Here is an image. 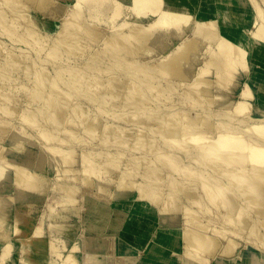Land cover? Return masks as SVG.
Segmentation results:
<instances>
[{
  "label": "bare ground",
  "instance_id": "bare-ground-1",
  "mask_svg": "<svg viewBox=\"0 0 264 264\" xmlns=\"http://www.w3.org/2000/svg\"><path fill=\"white\" fill-rule=\"evenodd\" d=\"M4 1L5 2L2 1L4 4L0 2V6L2 5L4 7V5H5L7 7H4V8L0 7V18L2 19V20H0V22L1 23L6 22L7 24H9L6 26H9L10 28H14V30L19 29L21 31L23 30V32L24 31L27 32L28 35L31 36V38L36 33L33 22L26 23V22H28V20L27 21L23 20V22H25V23H23V22L21 23L20 22L21 20L20 21L16 20L15 22H13L18 17H14L15 18L14 20H12V19L10 20L9 18H11V16L9 18H7L5 16L6 14L4 15V9L8 8L10 10V12L12 10L13 13L17 12V14L22 15L21 12L27 11V4H29V6L34 4L40 10L47 11L46 8L50 7L51 3L54 2L53 0H4ZM24 1L26 2L25 3L26 6L22 5V6H24V7H22L21 2H24ZM126 1H128V0H124L123 2H126ZM190 1L191 0H129V3L131 4V6L126 7L122 3V0H76V2L70 4V9H69L70 13L68 15L70 17H68V20H65V23L63 22L64 24L58 25L57 23H53L52 21H49V20L43 21L41 23L42 28H44L46 31H50V32H56L57 31L59 33V35L56 34L58 37V39L56 38L57 41L55 40V43L53 42L54 44L52 45V47H48V48H51V50L49 49L50 52L48 51L49 52L48 55L52 56L51 57L52 59H57V61L64 62L66 60L69 61L70 57L73 54L76 55L75 51H76V53H77V51H79L78 53L83 55V53H85L86 50H88L87 51V53H88L92 49L93 58L95 59L94 61L96 63L95 64L93 62V60L91 61L92 64L94 65V66L92 65V68H90L88 62H87V64H88L87 66H89V68L84 67L85 69L84 68L82 69L81 67L79 68V66H76L80 70H78L76 67H75L76 69L73 68L74 66L71 65L73 71L70 69L71 73H69L70 72L69 67L67 66V68H68L67 74L68 73L71 74L72 77L70 76L71 79H69L67 81L66 79H68L70 77L66 78L67 75L64 76L66 78V79L63 78V80L65 79L64 82H62L63 80H61L62 79L61 78L62 77V74H61L62 71L61 70H63V69L60 70L61 72L59 71V73L61 74V77H58L59 82L65 83V81H67V83L65 84L67 86V89H68L67 93L70 94L71 92L75 93L77 91V94L80 92V94L82 95L83 90L80 89V87L84 86V88H86V89L94 90L98 95L99 94L103 95L104 98L102 97V99L107 100V104L109 103L110 106H112L116 109L118 108V110L120 108H121V110H123L122 107L125 108V106L127 107L128 104H132V105L137 107L136 109L140 108L139 114H138V111L135 112L137 114V116L140 115L139 117L135 116L134 111H132L133 109L131 110L134 113L133 115L135 117H137V119L135 121L136 123H137V121L140 122L139 124H141L143 122L145 123L148 121L151 122L152 119L150 118V120H148L149 119L148 117L152 116L153 117L152 121H155V124H156L154 127L157 126V128L159 129V130L157 129V132L159 131L158 132L159 134L160 133L161 134L167 133L166 135H168L169 138L166 136L165 137L170 139L171 141L174 140L176 142V144L179 146V147L176 146L177 148L183 149L184 147L182 148L181 146L188 144V146L192 145V147H189V148H191V151H192V149L193 148L195 149V147H196V146L194 147L193 143L202 142L204 140L203 137H205V136L209 137V135L207 136L206 133H208V134L212 133V135H213L214 133H217L220 131L219 135L218 134L215 135V136L218 135L219 136L218 138L216 137V139L212 140V138H214V137L211 138L212 135L210 134L211 135L210 141L208 139V142H205L206 141L205 140L204 141L205 143L204 144L201 143L202 145L199 147L201 151L205 152L204 157L201 156V158L203 157L204 162H202V161L198 162V160L201 159V158H199L200 157L199 156L197 158L198 160L196 163L202 162L203 165L202 164L201 165H202V167L204 166V168H201V167L199 168L198 166H196L197 164L195 165V162H194L195 159L192 157V155H190V157L193 158L192 161L194 163L191 162V160H190V161H188V162H190L189 164L182 165L184 163L183 162L184 160L182 159L183 161L179 160V162L181 161L182 164H176L169 157L170 156L169 154H171V152H172L171 149L169 151L170 153L167 154V156L169 155L168 157L170 159H168L164 156L166 158V160H165L164 157L162 156V153H160L161 155L158 153L159 159L156 160L157 156L155 157L156 153H154V152H156L157 150L154 152L149 150L150 151L149 152L147 149L148 145L151 144V142H154L155 140L154 141L151 140V142H148L149 144L147 146H145L146 142H144L143 140H142L143 142L140 140L141 142L139 143L138 141H136V139H137L136 136L140 135V134L138 132H136L137 129H136V131L134 130L135 132L133 130H131V132H130V130L128 131L129 126H128V128H126V131H128V133L126 132V134L124 133V135L119 133V135H120V137H118L119 140L117 138V140H118L117 144L119 145V147L116 149L119 153L123 149L130 150L131 148H133V150H135V149L140 150V152L138 154H133L131 156H127L126 160L124 159L126 161V163H124V164L125 165L127 164V167L130 168V170H133L137 173H140V175H141L140 176L141 183L139 186L143 189H142L140 196L144 200L151 202L152 205L160 206V208L165 213L161 216V223H162V226H164L163 228H165V230L160 228L159 233H161V234L159 235L158 242L153 243V241L150 240V243L147 247V250L148 249L150 250V251L148 250L149 256H150V263H152V264H264V125H263L264 124V114H261V112H260V111H262V109H260V107H264V60H263V57H262L260 62L256 61V63H254L255 64V66H254L255 71L250 76V79H249L250 81L248 80L249 83L247 84L248 86L251 87V89L255 88L257 90V93L259 94V96H258L259 97L258 98L259 105L258 106H260L259 107L260 110L257 108L258 111H256V113L260 112L258 114H260L261 116H259L256 113L255 114L258 116H256L254 114L253 110L256 108H253V109L248 108V107H250L248 104L250 102V99L252 98V94L241 92L240 93L241 96L239 98V101L235 106H237L236 109L241 108V110H239V111L242 112V115L244 113L243 110H245V113L243 116L239 114L240 116H242L239 118V117H237V113H236L239 111H238V109H237V111L235 109L236 115H235V113H233L234 115L232 114L233 116H235V118H238V120H239V122H237L238 124L235 123L237 121L236 119H235L236 121H234V122H231V120H230L229 123H227L228 120L231 118L230 117L231 113H228L226 110H224V111H226L230 115V116L228 115V117H230V118L227 119L226 120L227 122L223 123V124H221V122H220V124H216L217 121L222 120L221 119L222 117L220 118L218 116V118H220V119L215 120L216 122H214L213 120L215 118L214 119L212 118V116L214 114H212V115L210 114L211 118L213 120L210 118H207V116L209 115L207 113H206V117L204 116L205 115L204 113L207 112L209 109H211L210 111H212V108L214 109L213 105L215 104L216 99L215 100H213L212 98L207 99L205 97V96H209V95L213 94V92L210 91L209 88H210V86L213 85L214 81L212 79L205 78V76H204V78L203 77L201 78L199 76H198V78H194L196 76H194L193 67L189 66V64H190L189 60H191L193 55L199 51L201 45L203 46V43H201L202 39H208L210 41L218 42L217 46L219 49L217 52L215 51L210 56V59L208 61L209 62L208 65H211V67L214 69V71H212V73L214 72L213 74H215V79H217V82L224 85V87H228L229 89H231L230 86H231V82L233 81L232 79L234 77H236L238 79H237V82L235 80L236 78L234 79L235 85L239 88V85L241 84V80H242V74H243L240 71L243 68L250 67V63H251L249 58H248V60H246L247 57L244 58L243 61H241V60H242L243 56L248 55L249 48H253L254 45L256 46L259 40L261 41V45H264V34H263L264 28L262 29V26H261V28L259 26L260 29H258L256 31L254 39L250 40L248 42V44H247V42L241 43L242 32L235 30V28L237 29V27L234 28L233 23L241 22L243 24V28L246 26L248 27V25H250V22L253 19L252 18V13H253L252 12V10H253L252 9L253 8L252 3H253V1L251 2L250 0H202L203 1L202 8H201L200 13H199V18L202 19L201 20L202 25L200 24L197 28H194L197 30L196 34H195L196 36L194 37V40H196V41L191 42L190 39L185 38L184 41H182L181 43L176 45V47L174 49H172L171 53H169L165 57L166 59L164 58L165 60L163 58H161L163 60H159V63H158L159 65L157 64V62H155V65L153 63H151L154 65V67L157 66L156 68H154V67L151 68L149 65H148L149 67H147L146 66V63L148 62L147 56H146L147 53L150 54V52H152V53L153 52H159L161 54V52H165L171 44V43L170 44L168 43L167 39L169 37L173 36L174 33H177V34L181 33L182 29H186V27L189 26V25H185V24H186V22H188V19H189V17H187V13L190 10V6H189ZM255 3H257V2H255ZM52 5H54V4H52ZM63 7L65 8V6H63ZM125 8L130 10L129 13L131 15H134L139 21H141V20L143 21L144 18L150 17V16L151 17L154 16V19L151 22H149L148 24L136 23V24L130 25V24L124 22V23H120L121 25H119V27L112 25L115 22L114 21L115 19L119 18L123 13H125ZM60 11H62V10H60ZM97 11H99V12L101 11L103 13H106V14L109 13L110 14V16L113 20V21H111L113 23L111 24V22H110V25L114 26V29L111 27L113 29V31L111 33L109 32V34H107L106 31L104 30V27L102 28V26L98 25V23L95 24L92 21V19L95 20L97 18L96 16L98 15V13H97V15H95V13ZM25 12H24V14H25ZM5 13H6V11H5ZM13 13H11V15ZM15 13L13 15H15ZM99 15H98V18H99ZM22 16H24V15H22ZM90 20H91V22H90ZM211 20H214V21H211ZM232 20H234L235 22L233 21V23H232ZM107 21H108V19H107ZM3 23H2V25H3ZM220 23H221V25H220ZM206 24H208V26L203 27ZM125 25H127V27L128 26L130 27L129 30H128L129 27L127 28V32L122 31V29L125 28ZM10 28H7V30L9 29L10 31H12V29H10ZM168 31H170V34H171L170 36L169 35L167 36ZM16 35H17V33H16ZM26 36H27V34H26ZM180 36H184V33L180 34ZM21 37H22V35H21ZM257 37H259V39ZM101 39H104V40H101ZM27 40L25 39V41H27ZM21 41H22V39H21ZM25 41L23 43H25ZM101 41L103 43H102V45H99ZM42 43H44V42H42ZM0 47H1V45H0ZM96 47H98V48H96ZM19 48L20 47H18V49ZM21 49H22V47H21ZM33 52H35V51H33ZM45 52H47V51H45ZM262 52H264V50ZM6 53H7V51H6ZM36 53H38V52H35V54ZM22 55L24 56V54H22ZM28 55H30V54H28ZM19 57H21V55ZM8 58H10V57H8ZM12 58L9 60L10 61L14 60L13 56H12ZM24 58H26V57H24ZM37 58H39V57H37ZM21 59H23V58H21ZM91 59H89V60H91ZM9 60L6 61V59H5L6 62H9ZM15 60H17V59L15 58ZM39 60H41V59H39ZM45 60H47V59H45ZM43 61H44V59H43ZM43 61L41 60V62H43ZM71 61H72V59H71ZM71 61H69L68 63L70 64ZM6 62H4V64ZM13 62L14 61L9 62L8 66L10 64H12ZM21 62H23V60H20V61L17 60V63L19 65ZM15 63H16V61L14 62L13 65H14L15 70H16L17 67L19 68L20 66L17 65V67H16ZM25 63H27V62H25ZM32 63H29V64H32ZM29 64H27V65L25 64V66H22L23 69L19 68L20 70L24 71L23 75L26 72H28V74H32L31 69H33V73L35 72L34 70L37 69V68L35 69L34 66L38 65V63L35 64V62H34V65H31V66H33V68H31V66ZM239 64H241L240 66H242L243 68L238 69V72L236 74H234L232 72V69L235 66H238ZM39 66H40V64L38 65V67ZM84 66H86V65H84ZM211 67L208 66V69L210 70ZM2 68L4 70H2L1 73L6 70V66L4 68L3 64H2ZM11 68H13V66L10 67L8 69V71L12 70ZM39 68H42V65ZM63 68H65V67H63ZM39 70H37V72ZM8 71H5V73L3 72L2 76L4 75L3 77H5V74ZM16 71H19V70H16ZM40 71H39V73H36V72L35 73L41 74ZM55 71H54V75L56 72H58V70L56 72ZM64 71H65V69H64ZM9 72H11V71H9ZM95 73H97L98 75ZM202 73H204V72H202ZM46 74H48V73H46ZM60 74H58V75H60ZM101 74L104 76H105V74H107V75L105 77H102ZM204 74H206V73H204ZM7 75H9V74H7ZM99 75H101V76H99ZM210 75L212 76L211 73H210ZM29 76L30 75H27L26 77H28V79H29ZM35 76L38 77L39 75H35ZM200 76H201V74H200ZM24 77H25V75H24ZM40 77H42V74L39 76V78ZM45 77L43 79H45ZM174 77H176V80L174 79ZM0 78H1V74H0ZM9 78H10V75H9ZM33 78H34V76H33ZM47 78L50 79L51 77L50 78L47 77ZM11 79H12V77H11ZM35 79H36V77H35ZM53 79H55V78H53ZM158 79H159V81H158ZM5 80H2V82H4V84L2 83L3 85L1 87V88L4 87V89L0 90L1 94H2V95H0L1 96L0 99L3 100V101L0 100L1 101L0 104H2L0 109L2 111V106L7 107L4 109H6V112L8 110L9 111L8 113H10V110L12 112L11 108H13V117H15V114H14L15 110L14 109H17L16 106H18L19 103L16 105V103L13 102V100H12L15 97H13L11 99V96H13L12 94L14 91L16 92V93L14 92L15 94L23 93L25 87L22 84L21 85L24 87L23 89L16 87L17 85H19L20 82L18 84L16 83L17 85L14 84V86H13L12 85L13 83L11 84L12 81L9 82L6 86H4L6 84V82L8 81L7 80L5 82ZM14 80L15 79L13 78V81ZM192 80H194V81H192ZM9 81H10V79H9ZM29 81H31V79ZM29 81H28V83H29ZM34 81H32L31 83L33 84ZM51 81H52V78H51ZM55 81L58 82L57 80H55ZM55 81L53 80V83ZM178 81L181 82V84L182 83L189 84L188 85L189 87L187 86V88L189 90H187V91L184 90V92L182 93V97H183L182 99L184 100V102L185 101H187V102L191 101L190 103H196L197 104L201 101L203 102L205 100V98L207 99V101H205L206 103L204 105H201L202 103H200L202 113H198V114L194 113L196 115L193 116L192 120H190L188 118L190 120L189 124H188V121H186L187 123L185 122V124H184L185 126L187 124L189 126V129L184 127V129H187L186 134H189V132L191 133V135L185 136V137H188V139L185 140V137H184L185 144H183V140L180 142V140L177 139L178 137L176 135V134L180 133V131L182 129V128L177 129V127L181 123H179L177 127L174 126L175 125L174 123H176V121H179V120L182 121L181 115L184 113V111L181 114L179 113L180 118H179V116L177 117V119H176V117L173 118L172 115L169 113L168 114L171 117L168 118L164 114L167 117L166 118L164 115L161 116L162 109L164 108L165 105L163 106V108H159V106H158V109H161V111L159 110V112L157 111L158 109L157 110L155 109V111H154L155 107L153 108L152 106H150V103H152V102L157 103V104H158V102L159 103L162 102V105H163V101L167 102L168 97H169L167 95V93L170 92V94L172 95V93H174L175 90H177V87L180 86ZM238 81H240V82H238ZM40 82H41V80H40ZM44 82L45 81H43V83ZM59 82L57 84H59ZM0 83H1V79H0ZM35 83H39V82L36 81ZM46 83H48V82H46ZM156 83L157 84L163 83L165 85L163 87V89L165 88L168 92L165 93L164 90L162 91L163 84H162V86H159V88L157 89L158 85H156ZM57 84L56 83L51 84L52 86L51 85L50 86L54 87V85H57ZM37 85H36V88H38ZM44 85L41 84V86L39 87L42 89L43 92H45V88H42ZM32 87L34 88L35 85ZM27 88L28 87H26V89ZM36 88H34L33 90H35ZM39 88H38V90H39ZM57 88H59V87H57ZM155 88L157 89V91H160V92L158 93L157 91H155ZM78 89H80V91ZM29 90H30V88H29ZM38 90L36 89L35 91H38ZM51 90L53 91V89H51ZM54 90H56V92H57L58 89H56L54 87ZM2 91H3V93H2ZM47 91H49V90H47ZM26 92H28V91H26ZM41 92L38 91V93H40V94H41ZM43 92L41 95H44ZM54 92L55 91H53L52 93H54ZM58 92H60V91L58 90ZM216 92H218V91H216ZM31 93L35 94L34 91L30 92V95H31ZM50 93H51V91H50ZM67 93L66 94L63 93V95L65 98L67 97V99H68L69 94L67 95ZM24 94H25V92L23 93V95ZM41 95L40 96L37 95L36 99L32 98V100L33 99L35 101L38 100L37 98L38 97L41 98ZM65 95H67V96H65ZM221 95H222V93H221ZM25 96H26V94H25ZM49 96H52V95H49ZM93 96H95V95H93ZM60 97L58 98V96H56V98H55L53 95V98H55V99L63 98V97H61V98ZM69 97H70V95H69ZM20 98H21V95H20ZM42 98H46V95H45V97L42 96ZM53 98H51V99H53ZM84 98H85V96H84ZM67 99H65V100H67ZM170 99H172V98H170ZM57 100L56 101L50 100V98H49L46 106H45V104H43L45 106V110L41 109L43 111H41L40 114L37 113L39 111H35V113H37V115L38 114L40 116L42 115L41 117L38 115L40 117L39 119L41 121L43 119V122L45 120V123L48 124L46 126L51 127V129L53 127H56V129H58L57 126L58 127L62 126V123H63L62 120L63 119H61L60 116H62L61 114H63V111L64 112L66 111V110H64V107H63L64 98L62 99V101L60 100L61 102L59 100L58 101ZM4 101L6 102L7 106H4L6 104L3 105ZM39 101L42 103L41 100H39ZM68 101L70 102V100H67V102ZM30 102H31V99H30ZM43 102H44V100H43ZM62 102H63V104H62ZM103 102H104V100L102 101V103ZM41 103H40V106H41ZM74 105H76V103H74ZM14 106L16 108H14ZM44 106H42V107H44ZM66 106L68 107V105H66ZM98 106H99V101H98ZM198 106L199 105H197L196 107H198ZM150 107H152L153 109ZM167 107H165L166 110H167ZM178 107H180V106H178ZM172 108H174V107H172ZM172 108L170 107V109H169L170 113H172V110H173L174 115L176 112L178 114V110L176 111V109H172ZM233 108H235V107H233ZM26 109H28V108H26ZM65 109H66V107H65ZM71 109L72 108H70V110ZM141 109L144 110V111H142V113H140ZM38 110H39V108H38ZM106 110H107V108H106ZM3 111H5V110H3ZM73 111H74V108H73ZM203 111H205V112L203 113ZM6 112H4V113L7 116ZM24 112H22L21 116L23 117V115H24V116L29 117V115H26ZM30 112H32V111H30ZM80 112H82V111H80ZM83 112L85 113V111H83ZM101 112H102V110H101ZM179 112H182V110H180ZM213 112H215V111H213ZM263 112H264V110H263ZM17 113H19V110ZM27 113H28V111H27ZM107 113H109V112L107 111ZM185 113H187V112L185 111ZM10 114H8V115H10ZM111 114H112V112H111ZM127 114H128V111H127ZM177 114L175 116H177ZM218 114H220V112ZM226 114L224 115L225 119L227 117ZM30 115H31V113H30ZM64 115L66 118V113ZM130 115H131L130 116L131 118L133 117V119H135L134 116H132V114H130ZM33 116H36V114ZM33 116L31 115L32 118H34ZM182 116H183V122L182 123H184V121L187 119V117L185 115H182ZM184 116L186 117L185 120H184ZM8 117H11V116H8ZM17 117H19V116H17ZM17 117L15 119H17ZM31 117H30V120H32ZM115 117H119V116L115 115ZM124 117H125V115H124ZM127 117L129 118V116H127V115L124 118L126 121L129 120ZM204 117H205V119L203 120ZM208 117H210V116H208ZM35 118L32 120L31 123H33V122L37 123L35 126H38V122H39V125H40L41 121L39 119H36L37 120L36 121ZM65 118H64V120H65ZM120 118H121V116H120ZM131 118H130V122L132 121ZM97 119L94 120L95 122H93V123H91L88 120L90 122V124L88 125V128L87 127L86 128L89 129L90 132L91 131H93V132L98 131V133H99V130H102V129L106 130L105 127H107V126L103 127L104 122H102L104 119L102 121L101 120L97 121ZM99 119H101V118H99ZM174 119H176V121H174ZM12 120H13V118H12ZM23 120H24V122L28 123V121H27L28 118H22V121ZM232 120H234V119H232ZM5 121H3L5 123V125L3 123H1V124H3L2 127L8 126V125H6ZM61 121H62V123L60 124ZM8 122H10V121H8ZM85 122H86V120H85ZM31 123H28V124H30L32 126ZM64 123H65V121H64ZM234 123H235V125H234ZM225 124H227V125H225ZM42 126H44V125L41 123L40 127H42ZM149 126L147 125V128ZM181 126H182V124H181ZM2 127L0 126V140H1V136L7 134L4 131L5 129H3L4 127L3 128ZM119 127H120L119 132H122L120 130L123 129V128H121L123 126L121 125ZM154 127H153V129H154ZM163 127L166 128V129L164 128L166 130V133L164 132V129L162 131L163 133L160 131L161 130L160 128H163ZM44 128L42 127V129L45 130L43 132L44 135H41V137L43 139L61 142L60 140H62V139H60V138L58 139V137L57 138L55 137V135H54L55 133H53V132H55V131H53L54 128H53V130H50L48 128L44 129ZM64 128H65V126H64ZM111 129L112 128L110 127V131H111ZM130 129H132V128H130ZM68 130H70V129H68ZM116 130H115V132L109 131L110 135L112 132L116 133L117 132ZM148 130H150V128ZM59 131L56 132L57 136H58V133H60ZM70 131L74 132L73 130H70ZM83 132L85 133V130ZM103 132H104V136H107V133L109 134V132H107V133H105V131H103ZM154 132H155V130H154ZM157 132H155L156 135H157ZM77 133L76 132L75 133H69L67 135L68 139H70L69 137H72L69 140L70 143L78 144V142H80L82 140L81 139L79 141V139L76 138L75 135ZM98 133H97V135H98ZM136 133H138V134H136ZM183 133H185V131ZM150 134H152V132ZM25 135H26V133H25ZM25 135H23L24 136L23 142H21V143L18 141H15V142L16 143L18 142L19 144H21V146H23L24 144L22 145V143H24L25 139H26ZM110 135H108V136H110ZM152 135H154V134H152ZM178 135H179V138H181L180 137L181 135L180 134H178ZM10 136H11V134H10ZM23 136H21V134L19 135L20 138L21 137L23 138ZM116 136H118V132H117ZM5 137H6V135H5ZM89 137H91V136L89 135ZM135 137H136V139H135ZM139 137L142 138V135H140ZM146 137H148V134ZM146 137H145V139H146ZM152 137L153 136H151V138ZM155 137H153V138L155 139ZM206 137H205V139H206ZM106 138H108V137H105V140H106ZM111 138L114 140H111L108 138V141L111 140L110 142H113V141H115L116 137L112 136ZM156 138L158 140V137H156ZM162 138L163 139H161V137H160V140H162V142L160 141L161 142L160 144L164 145L165 144L164 142H166L164 140H166V138H164V135L162 136ZM14 139L15 138H13V140ZM32 139H34V138H32ZM92 139L94 140L95 137H93ZM102 139H104V138H102ZM142 139H144V137ZM148 139L149 138H147V140ZM18 140L20 141V139H18ZM170 140L165 145H170L173 143L175 146L174 142L169 144ZM21 141H22V139H21ZM110 142H109V144H110ZM26 143L27 142H25V145H27ZM102 143H106V142L102 141ZM115 143H116V141H115ZM29 144H31V142ZM34 144H36V143H34ZM106 144H105V146H106ZM155 144H157V142ZM173 144H172V146H173ZM198 144L200 145V143H198ZM13 145L14 144H12V146ZM32 145L33 144L27 145L25 147L23 146L24 148H19V151H21V154H22L21 155L22 158L20 157V159H22L21 161L26 163L31 168L42 166L41 162L43 160L41 161L40 159H43V158H41V157H40V159L38 158V155L36 154L37 153V150H36L37 147L34 148L35 146H38V144L35 146L34 145L32 146ZM16 146L17 145L12 147V151L14 150V147H16ZM105 146L101 145V147L103 148V150H102L103 154L108 152V149H105ZM9 147H10V145H9ZM40 147H42V146L39 145V148ZM145 147H147V148H145ZM152 147L153 146L151 145V147H149V149H151ZM170 147H171V145L169 147L167 146V148H170ZM185 147H187V146H185ZM197 147H198V145H197ZM44 148H42V149H44ZM160 148L162 149L161 145L159 147V151L161 152ZM164 148L162 150L165 151L164 153H166V150H164ZM172 148H174V147H172ZM189 148H187L186 151H185V149H184V151H181L180 149H178V150H180L182 152V154L187 152V154H186V156H187ZM2 149H4V147ZM7 149H8V147H7ZM46 149H49V148L46 147ZM8 150H10V148ZM8 150H6V151H8ZM39 150H41V149H39ZM49 150L52 151V149H49ZM58 150H60V149H58ZM137 150H135V151L137 152ZM154 150H155V148H154ZM249 150H250V152L245 153V151H249ZM3 151L6 152L5 150H2V152ZM10 151H8V153H10ZM16 151H18V149ZM16 151H14V153ZM41 151H43V150H41ZM46 151H45V153H47ZM180 151L178 153H180ZM91 152H92V150H91ZM91 152H89V153H91ZM14 153L12 152L10 156L11 157H13L12 155L16 156V154H14ZM38 153L40 156L44 152H42L41 154H40V152H38ZM45 153H44V155H45ZM52 153L54 154V152H52ZM52 153L50 152L51 155H52ZM109 154H110V152H109ZM120 154L121 155H119V156L115 155L116 157L111 156V158L108 156V158L111 159L110 164L112 167L115 165V163L116 164L117 163L122 164V161H124V160H122L123 154L122 153H120ZM47 155H49V154H47ZM159 155L162 157H160ZM193 155H194V153H193ZM195 155H197V151L195 152ZM8 156H9V154H8ZM8 156L6 155V157H8ZM15 156H14V158H15ZM54 156L56 158V162L59 161L61 163V164H59V166L60 165L65 166L62 163L66 164V163L71 162L72 167H70V168L67 167L68 172H71L72 170L78 171V172L80 171L79 168H74L78 164H79V167L81 165L82 160L80 159L81 157H80L79 151L71 149V150L63 151L62 155H59L57 152V153H55ZM91 156H90V158H94L95 156L98 157V155H96V154L94 157H93V155H91ZM101 156H103L102 159L106 158V157H104V155H100V157ZM182 156H184V154ZM42 157H43V155H42ZM51 157H53V156H51ZM176 157H177V154H176ZM176 157L174 155V160L176 159ZM187 157L189 160L190 159L189 156H187ZM187 157H185V158H187ZM49 158H48V160H49ZM53 158H50V159H53ZM55 158H54V160H55ZM86 158H87L86 156H85V158H83L85 160V162L88 160V158L87 159ZM180 158H182V157H180ZM195 158H196V156H195ZM5 159H7V158H5ZM10 159H13V158H10ZM10 159H7V160H10ZM18 159H19V157H18ZM101 160H98V161H101ZM105 160L107 161V158ZM185 160H187V159H185ZM44 161H46V160H44ZM52 161L53 160H51V164H52ZM91 161H93V159ZM91 161L88 160L87 161L88 164H86V165H85V162H83L84 165L86 166L85 168H84V166L80 167L81 171H82L80 173H82L84 180L86 177V180H85V186L86 187H84V188H87V187L89 188V190H88V188H87V190H84V192L89 191L86 193H90V189H91L90 187L95 185L96 183L98 184V186L96 185L97 188L99 187L98 189H100V187L102 188V186H103V185L99 186L100 183H98L97 181H96V183L94 182L95 181L93 179L94 174H92L93 177H90L91 173H95V176H97V172L99 171V167L94 165L95 167H97V168H94V169H97L95 172V170L93 169L94 166L92 165ZM168 161H170V162H168ZM9 162H11V161H9ZM108 162H109V160H108ZM5 163L6 162L4 161V165H5ZM15 163L17 164L18 162H15ZM24 163H22V164H24ZM44 163H46V162H44ZM105 163H103L104 168L107 165V164L105 165ZM6 164H10V163H6ZM18 164H20V163H18ZM57 164L56 163L54 164V165H56V167L53 165H51L49 167L52 168V166H53L54 169L57 170L56 169L58 167ZM71 164L69 163L66 166H68V165L71 166ZM93 164H94V162H93ZM46 165H49V164H46ZM18 166H20V165H18ZM24 166H25V164H24ZM108 166H110V165H108ZM112 167L111 168L109 167L108 169L106 167L105 171L102 169L100 170L101 172L104 171L105 174L107 173V177H108L107 178L106 175H104V173H103L104 176L102 175V180H103L102 184H104V180H105L104 178L105 177L107 178L105 184L106 185H107V183H109V185L111 184L110 182H112V174L116 170V166H114L113 168ZM119 167L117 169L121 168V167L120 168ZM33 169H31L32 171H30L29 169H26V170H29V172H27V173L23 172V175H19L20 177H18V175L16 173V177H18V178L12 176L15 178V179H12L13 184L16 185V188H14V189H16L15 190L16 193L14 192L15 198L14 199L11 198V200H13L12 202L8 201L11 204L9 205V203H8V208L6 205L5 210L2 207L3 202L4 203L6 202V201H2V199L5 197H3L1 195L2 199H0V238H1L0 240L8 239L11 234H15L17 232V230H19L21 228V226H22L21 223H23L25 220V214L30 213V211L33 209L32 205H31L33 200L36 198H39L37 200V203H39L42 196L44 197V195H46L49 191L48 188H49L50 183H49V180L45 177L46 175H44L43 172H41V170L36 171L37 168L35 169V171H33ZM38 169H41V167ZM44 169H45V167H44ZM60 169L64 170L63 168L59 167V170ZM69 169H71V171H69ZM113 169H114V171H113ZM180 169L184 171V172L182 171V173H184V175L181 176L182 173L180 174L181 177L178 176ZM49 170L52 171V169H50V168H49ZM62 170H60V171L63 172ZM181 170H180V172H181ZM17 171H18V174H22V171L20 169L17 168ZM24 171H25V169H24ZM100 171L98 173H100ZM46 172L48 173V171H46ZM57 173H59V171ZM208 173L212 174V176L214 174L215 175L218 174L220 179L218 178V176L215 177V175L213 176L215 178H213ZM71 174H72V172H71ZM75 174L76 173H74V175ZM114 174H113V176H114ZM7 175H9V174H7ZM7 175H4V176L8 177ZM13 175H15V174H13ZM75 176H78V175L76 174ZM6 177H5V179H6ZM47 177L49 178V176H47ZM2 178H3V175H2ZM216 178H218L219 180L218 179L216 180ZM49 179H51V178H49ZM113 180H114V177H113ZM1 181H2V179H1ZM10 181H11V179L8 182H10ZM2 182H4V181H2ZM82 182H84V181H82ZM4 183H3V185L7 184V182H6V184H4ZM11 183L12 182H10V185H11ZM105 184L103 186L104 190H106ZM8 185H9V183H8ZM10 187H9V190L11 189ZM0 188H2V187H0ZM7 188H5L3 190L4 191L8 190ZM63 190L65 191L64 194H66V196L68 198V202H72L75 198L78 199V197H76L77 195L73 199V195H74L73 194V192H74L73 188L64 187ZM104 190H102V191H104ZM161 198L165 199V200L163 199L164 202L161 200ZM85 201L87 202V204H89V202L87 200H85ZM161 201H162V203H161ZM5 204H7V202ZM87 206H90V208H91V205H85L86 211H89L90 208L88 207L89 210H87ZM103 213H104L103 210H99L98 213H96V215L93 216L95 218H93L91 221H89V226H90L89 229L94 228V226H96L97 224H101L103 222V221H101V219L103 220V216H104ZM30 214H32V213H30ZM147 214H148L147 212L143 213L144 216H146ZM100 215H102V216H100ZM113 225H116V226L120 225V217L118 215H117V217H115V219L111 223V226H113ZM144 225L145 224H144L143 220L142 221H136V222L132 221V222L128 223L126 225V227L124 228V232H122V235L120 238V242L123 243L122 245L124 246L123 252L120 254V258H119L121 261H124V255H125L124 250L126 249L125 247L127 246V244L130 241H134L136 239L138 233H140L141 230L144 228ZM155 226H156L155 223L152 221L147 223V226L144 228V233L139 238V243L143 244L144 242H146V239H148V235L150 234V232H152L151 229L154 228ZM103 227H105L104 223H102V225H100V227L98 229H101ZM64 229L60 228L59 230L60 231H66V229L65 230ZM91 241L93 242V243H91V245H93L95 247L94 251H91L94 253V256L99 254V252H102V248L104 249L105 245H106V247L110 246L108 241L101 240V241H99V244H98V241H95L93 239ZM63 244L66 248L67 243L64 241ZM243 245H246V248H245V250L240 251V249ZM7 246H8V248L6 247V249L9 250V248L11 247L10 244H7ZM43 246H44V242H42V243L39 242L37 244V247L39 249H41V248L43 249ZM8 250L6 251L7 253H8ZM89 255H91V254H89ZM33 256H35V254ZM41 257H42L41 254H38V258H41ZM91 259L88 261L89 262L92 261ZM28 260L30 261V259H28ZM72 260H73V258H72ZM32 261H30V262H32ZM75 261L76 260H74V262ZM30 262L27 261V263H30ZM38 262L39 261H35V264ZM54 264H57V263H54ZM70 264H72V263L70 262Z\"/></svg>",
  "mask_w": 264,
  "mask_h": 264
},
{
  "label": "rangeland",
  "instance_id": "rangeland-1",
  "mask_svg": "<svg viewBox=\"0 0 264 264\" xmlns=\"http://www.w3.org/2000/svg\"><path fill=\"white\" fill-rule=\"evenodd\" d=\"M3 2H5L4 0H2ZM1 0H0V2L1 3H3ZM54 2H52L51 3V6L50 7H47L46 8V10L47 11H45V10H40L39 8H37L34 4H32V5H30L29 6V4H27V11L25 12V11H23V12H21L22 13V15H24V16H22L21 14H17V12L15 13V15H13L14 13L12 12V10H11V12H10V10L7 8V9H4V15L7 17V18H9L10 16H11V18H9L10 20L12 19V20H14L15 18L14 17H18V18H16L13 22H15L16 20L17 21H20L21 23L23 22V20L25 21H27L28 20V22H26V23H29V22H33V24H34V28H35V30H36V33H35V35L31 38V36H29L28 35V33L27 32H23V30L21 31V30H14V28H10L9 26H6V25H9V24H7L6 22L5 23H3V25H2V23L0 22V45H1V47H0V74H1V85H0V90H3L4 89V87L3 88H1L2 87V85L4 84V82H2V80H5V82H6V84L4 85V86H6L9 82H11V84L14 86V84H18L19 82V85H17L16 87H18V88H21V89H23L24 87V92H25V94H26V96H25V94L23 95V93H21V94H15L14 92H13V96H11V99L13 98V97H15V98H13L12 100H13V102H15L16 103V105L18 104V106H16L17 107V109H14L15 110V117H13V108H11L12 109V112H11V110H10V113H8L9 111L7 110V112H6V109H4V108H7V107H3L2 106V111H1V109H0V124L1 123H3L4 125H5V123L3 122V121H5L6 122V125H8V126H3L2 127V125L3 124H1L0 126L3 128V129H5L4 131L7 133V134H5L6 135V137H5V135H3V136H1V140H0V178L2 179V181H4V182H2L1 181V179H0V187H2V188H0V199H2V196L3 197H5V198H3L2 199V201H6L7 202V204H5L4 202H3V204H2V207H3V209L5 210L6 209V205H7V208H8V203H9V205L11 204L10 202H12L13 200H11V198L12 199H14L15 198V193H16V189H14V188H16V185H14L13 184V180L12 179H15L14 177H16V173H17V175H18V177H20L19 175H23V172H25V173H27V172H29V170L30 171H32L31 169H33V171H35V169H36V171L37 170H41V172H43V174L44 175H46L45 177L49 180V183H50V185H49V191H48V193L46 194V195H44V197L42 196V198H41V200H40V202L39 203H37V200L39 199V198H36V199H34L33 200V202H32V207H33V209L30 211V213H32V214H30V213H27V214H25V220H24V222L23 223H21L22 224V226H21V228L19 229V230H17V232L15 233V234H11L10 235V237L8 238V239H5V240H0V264H35V261H39L38 263H36V264H54V263H57V264H70V262L72 263V264H152V263H150V256H149V251L147 250V247H148V245H149V243H150V240H152L153 241V243H156V242H158V240H159V235L161 234V233H159V229L161 228V229H164L165 230V228H163L164 226H162V223H161V216L163 215V214H165L164 213V211L160 208V206H158V205H152L151 204V202H148V201H146V200H144L140 195H141V192H142V189L143 188H141L139 185H140V183H141V178H140V173H137V172H135V171H133V170H130V168H128L127 167V164L125 165L124 163H126V158H127V156H131V155H133V154H138L139 152H140V150H137V149H135V150H137V152L135 151V150H133V148H131L130 150H125V149H123V150H121L120 151V153H122L123 154V158H122V160H124V161H122V164H116L115 163V165L114 166H116V170H115V174H114V176H113V174H112V182H110L111 184L109 185V183H107V185L105 184V182H106V179L108 178L107 177V173L105 174V168L107 167V169L110 167H112L111 166V156L112 157H114L115 155L116 156H119V155H121L116 149L119 147V145L117 144V142H118V140H119V138L118 137H120V135H119V133L120 134H122V135H124V133L126 134V132L128 133V131L130 130V132H131V130H135L136 131V129H137V131L136 132H138L140 135H142V138L144 137V139H142L141 137H139L140 135H135L136 137H137V139H136V137H135V139H136V141H138L139 143L143 140L144 142H146V145L145 146H147L149 143L148 142H151V140H155L154 142H151V144H149L148 145V148L147 147H145V148H147L148 149V151L150 150V151H156V152H154V153H156V155H155V157L157 156L158 157V153L160 154V153H162V156L164 157H166V158H168V159H172L176 164H182V162L181 161H183L184 163L182 164V165H186V164H189L190 162H188V161H190L191 160V162H193L192 161V159L194 158L195 159V165L196 166H198L199 168L201 167V168H204V166L202 167V162H204L203 161V157H204V155H205V152L204 151H201L200 150V146L202 145L201 143H205V142H208V139H209V141H210V136L212 135V133H206V135L208 136L209 135V137H206V139H205V137H203L204 138V140L202 141V142H197V143H193L194 144V147H195V149L193 148L192 149V151H191V148H189V147H192V145H190V146H188V144H185V140L186 139H188V137H185V136H189V135H191V133L189 132V134H186V130L187 129H189V126H188V124H189V121L190 120H192V118H193V116H195L196 114H198V113H202V110H201V105H204L206 102L205 101H207V99H213V100H215V104L213 105V107H214V109L212 108V111H210L211 109H209L207 112H205V111H203V113L205 114H203L205 117H206V113L207 114H209L208 116H210V117H208L207 116V118H210V119H212L214 122H216L215 120H219L221 117V119L222 120H220V121H217L216 122V124H220V122H221V124H223V123H226L227 121V119H229L230 117V119L228 120V122L227 123H229V121L231 120V122H234V121H236L235 123L236 124H238L237 122H239V120H238V118H235V116H233L234 114L233 113H235L236 111H237V109H238V111L239 110H241V108L239 109V108H237L236 109V107L237 106H235L237 103H238V101H239V98H240V93L242 92V93H251L252 94V98L250 99V102H249V106L250 107H248V108H256V109H254L253 110V112H254V114L256 113V111H258V109H259V107L260 106H258L259 105V102H258V96H259V94L257 93V90L254 88H252L251 89V87L250 86H248L247 84L249 83V79H250V76L254 73V71H255V68H254V66H255V64L254 63H256V61L257 62H260L261 61V59H262V57H263V60H264V52H262L263 50H264V45H261V41L259 40L258 41V43H257V45L254 47L253 46V48H249V52H248V55H245V56H243V58H242V60L241 61H243V59L244 58H246L247 57V59L246 60H248V58H249V60L251 61V63H250V67H248V68H243L242 66H240L241 64H239L238 66H235L233 69H232V72L234 73V74H236L237 72H238V69H242L240 72L241 73H243L242 74V80H241V84L239 85V88L235 85V80H236V82H237V79L238 78H236V77H234L232 80L234 81H232L231 82V86H230V88L231 89H229L228 87H224V85H222V84H220L219 82H217V79H215V74H213L212 73V71H214V69L211 67V65H208L209 64V59H210V56L216 51H218V46H217V44H218V42H214V41H210V40H208V39H202L201 40V43H203V46L201 45V47H200V49H199V51L198 52H196L194 55H193V57H192V59L191 60H189V62H190V64H189V66H192L193 67V73H194V76H196V77H194V78H198V76L199 77H203L204 78V76H205V78H209V79H212L213 81H214V83H213V85L212 86H210V91H212L213 92V94H211V95H209V96H205L206 98H205V100L202 102H199V103H190L191 101H185L184 102V100L182 99L183 97H182V93L184 92V90H189L188 88H187V86L189 85V84H187V83H182L181 84V82H179V87H177V90H175V92L174 93H172V95L170 94V92H168L165 88L163 89V87L165 86L163 83V86H162V84H157L156 83V85H158V87H157V89L159 88V86H162V91L164 90L165 91V93L166 92H168L167 93V95L169 96L168 97V100H167V102L166 101H163V105H162V102H158V104L157 103H150V106H152L153 108H154V111H155V109L157 110L158 109V106H159V108H163V106H164V108L162 109V112H161V116H163L164 114L169 118V117H171L169 114H171L172 115V117L174 118V117H176V119H177V117L179 116V118H180V115H179V113L181 114V113H183V111H184V113L182 114V115H185L186 117H187V119L185 120V116H184V123H182L183 122V116L181 115V119H182V121L181 120H179V121H176V119H174V121H176V123H174L175 125L174 126H178V124L179 123H181L182 124V126H181V124L177 127V129L178 128H182L181 129V131H180V133H178V134H180L181 136V138H179V135L178 134H176L177 135V139H179L180 140V142L183 140V144H185V145H183V146H181L183 149H180V148H177L176 146H178L177 144H176V142L174 141V140H170V139H168L169 137H168V135H166L167 133H166V128L165 127H163V128H160L161 130V132L163 131V129H164V132L166 133V134H159L158 132H157V126L156 127H154L156 124H155V121H152L153 120V117L151 116V117H148L147 119L148 120H150V118L152 119L151 120V122L150 121H148V122H143V123H141V124H139L140 122L139 121H137V123L135 122L136 121V119H137V117H139L140 115H138L137 116V114L135 113V112H137L138 111V114H139V110H140V108L139 109H136L137 107L136 106H134V105H132V104H126L127 105V107L125 106V108L124 107H122V109L124 110H121V108L118 110V108L116 109V108H114V107H112V106H110L109 105V103L107 104V100H105V99H102V97H103V95H101V94H97L94 90H90V89H86V88H84V86H82V87H80V89H82L83 90V93H82V95L80 94V92L77 94V91L74 93V92H71L70 94L69 93H67L68 92V89H67V86L65 85L66 83H67V81L69 80V79H71V74H69V73H71V70L73 71V69H72V66H74L73 68H75L76 66H79V68L81 67L82 69L84 68V67H86V68H89V66H90V68H92V60H93V62L95 63V59L93 58V54H92V49L87 53V51L88 50H86L85 51V53H83V55L82 54H79L78 52L79 51H77V53H76V51H75V54L76 55H72L71 57H70V60L69 61H71V59H72V61L70 62V64L68 63L69 61L68 60H66V61H64V62H61V61H57V59H52L51 57L52 56H49L48 54H49V52H50V50H51V48H48V47H52V45L55 43V40H56V38L58 39V37H57V35H59V33L57 32H50V31H46L44 28H42V26H41V23L43 22V21H46V20H49V21H52L53 23H57L58 25H61V24H64L65 23V20H68V17H70V16H68L69 15V13H70V4H72V3H74V2H76V0H53ZM124 0H122V3L126 6V7H130L131 6V4L129 3V0L128 1H126V2H123ZM251 2L253 1V3H252V21L250 22V25H248V27L246 26V27H244L243 28V24L241 23V22H237V23H233V21L234 20H232V23L234 24V28L235 27H237V29L235 28V30H238V31H241L242 32V40H241V43H246L247 42V44H248V42L250 41V40H253L254 39V36H255V34H256V31L258 30V29H260L261 28V26H262V29L264 28V0H250ZM257 2V3H255V2ZM25 1L24 2H21V6L22 5H24V6H26L25 5ZM202 3H203V1L202 0H191L190 2H189V6H190V10L188 11V13H187V17H189V19H188V22H186V24L185 25H189L188 27H186V29H182L181 30V33H179V34H177V33H174V35L173 36H171V37H169L168 39H167V41H168V43L170 44V46L168 47V49L165 51V52H161V54L159 53V52H150V54L149 53H147V60H148V62L146 63V66L147 67H151V68H153L154 67V65H155V62H157V64L159 63V60H163L169 53H171V51H172V49H174L175 47H176V45H178L179 43H181L182 41H184V39L185 38H188V39H190L191 40V42H195L196 40H194V37L196 36L195 34H196V29H194V28H197L200 24L202 25V22H201V20L202 19H200L199 18V13H200V10H201V8H202ZM4 4V3H3ZM52 4H54V5H52ZM58 4V5H57ZM62 4V5H61ZM122 4V5H123ZM257 4V5H256ZM60 5V6H59ZM68 5V6H67ZM24 6H22V7H24ZM63 6H65V8L63 7ZM83 6V5H82ZM1 8L3 7L2 5L0 6ZM4 7H7V6H5L4 5ZM3 7V8H4ZM60 7V8H59ZM64 9H63V8ZM258 8V9H257ZM9 10V11H8ZM59 10V11H58ZM60 10H62V11H60ZM64 10V11H63ZM5 11H6V13H5ZM24 12H25V14H24ZM130 10H128L127 8H125V13H123L119 18H117V19H115L114 21V23L113 22H111V21H113L112 20V18H111V16H110V14L109 13H103V12H99V11H97L96 13H95V15H97V13H98V15H99V18H98V15L96 16L97 18L95 19V20H93L92 19V21L95 23V24H97L98 23V25H100V26H102V28L104 27V30L106 31V33L107 34H109V32L111 33L112 31H113V29H114V26H117V27H119V25H121L120 23H124V22H126V23H128V24H136V23H140V24H148L149 22H151L153 19H154V16H150V17H146V18H144V20L141 22V21H139L134 15H131L130 13ZM11 13H13L12 15H11ZM19 13V12H18ZM8 14V15H7ZM49 14V15H48ZM20 15V16H19ZM102 16V17H101ZM25 17V18H24ZM105 17V18H104ZM108 19V21H107V19ZM214 18V17H213ZM0 20H2L1 18H0ZM110 20V21H109ZM211 21H214V20H211ZM64 22V23H63ZM90 22H91V20H90ZM92 22V23H93ZM110 22H111V24L112 25H114V26H112V25H110ZM201 22V23H200ZM235 22V21H234ZM23 23H25V22H23ZM5 24V25H4ZM220 25H221V23H220ZM206 26H208V24H206L205 26H203V27H206ZM259 26H260V28H259ZM2 27V28H1ZM5 27V28H4ZM113 29H112V28ZM129 27V26H128ZM127 25H125V28L124 29H122V31H125V32H127ZM7 28H10V29H12V31H10L9 29L7 30ZM126 29V30H125ZM130 29V27L128 28V30ZM5 30V31H4ZM14 30V31H13ZM9 32V33H8ZM11 32V33H10ZM19 32V33H18ZM40 32V33H39ZM14 33V34H13ZM16 33H17V35H16ZM22 33V34H21ZM27 34V36H26V34ZM55 33V34H54ZM182 33H184V36H180V34H182ZM19 34V35H18ZM22 35V37H21V35ZM57 34V35H56ZM263 34H264V29H263ZM15 35V36H14ZM40 35V36H39ZM170 36L171 34H170V31H168L167 32V36ZM20 36V37H19ZM178 36V37H177ZM14 37V38H13ZM28 37V38H27ZM36 37V38H35ZM39 37V38H38ZM31 38V39H30ZM258 39H259V37H257ZM13 39V40H12ZM20 39V40H19ZM21 39H22V41H21ZM25 39L27 40V41H25ZM25 41V43H23L24 41ZM101 40H104V39H101ZM14 41V42H13ZM20 41V42H19ZM37 41V42H36ZM57 41V40H56ZM180 41V42H179ZM22 42V43H21ZM28 42V43H27ZM33 42V43H32ZM42 42H44V43H42ZM47 42V43H46ZM52 42V43H51ZM54 42V43H53ZM5 43V44H4ZM38 43V44H37ZM46 43V44H45ZM102 41L100 42V44L99 45H102ZM29 44V45H28ZM41 44V45H40ZM260 44V45H259ZM3 45V46H2ZM51 45V46H50ZM207 45V46H206ZM38 46V47H37ZM210 46V47H209ZM18 47H20L19 49H18ZM21 47H22V49H21ZM34 49H33V48ZM43 47V48H42ZM5 48V49H4ZM96 48H98V47H96ZM255 48V49H254ZM21 49V50H20ZM27 49V50H26ZM41 49V50H40ZM50 49V50H49ZM7 51V53H6V51ZM2 51V52H1ZM33 51H35V52H38V53H36L35 54V52H33ZM45 51H49L48 53L47 52H45ZM157 51V50H156ZM11 52V53H10ZM261 52V53H260ZM155 53V54H154ZM158 53V54H157ZM22 54H24V56L22 55ZM27 54V55H26ZM28 54H30V55H28ZM40 54V55H39ZM46 54V55H45ZM78 54V55H77ZM88 54V55H87ZM260 56H258V55ZM261 54V55H260ZM11 55V56H10ZM17 55V56H16ZM21 55V57H19ZM51 55V54H50ZM154 55V56H153ZM157 55V56H156ZM165 55V56H164ZM6 56V57H5ZM12 56L14 57V60H11V61H16V63H17V60H23V62L25 61V62H27V63H25L26 65L27 64H29V63H32V64H29L30 66L31 65H34V62H35V64H37L38 63V65L40 64V66L42 65V68H39L38 67V65H35L34 66V68L36 69V70H34L36 73H39V71H40V73L42 74V77H40L39 78V76L41 75V74H36L35 72L33 73V69H31L32 70V74H28V72H26L24 75H25V77H24V75H23V73H24V71L23 70H20L19 68H22V66H25V64L23 63V62H21L20 63V65L17 63H15V65H16V67H17V65L18 66H20L19 68L17 67V69L16 70H19V71H16L15 70V67H14V62L12 63V64H10L9 66H8V64H9V62H11L9 59H11L12 58ZM29 56V57H28ZM156 56V57H155ZM8 57H10V58H8ZM24 57H26V58H24ZM37 57H39V58H37ZM50 57V58H49ZM169 57V56H168ZM8 58V59H7ZM15 58L17 59V60H15ZM19 58V59H18ZM21 58H23V59H21ZM79 58V59H78ZM92 58V59H91ZM161 58H163V59H161ZM5 59H6V61L7 60H9V62H6L5 61ZM13 59V58H12ZM31 61H30V60ZM39 59H41L42 61H43V59H44V61L43 62H41V60H39ZM45 59H47V60H45ZM88 59V60H87ZM89 59H91V60H89ZM166 59V58H165ZM164 59V60H165ZM260 59V60H259ZM27 60V61H26ZM33 60V61H32ZM56 60V61H55ZM262 60V61H263ZM40 61V62H39ZM46 61V62H45ZM49 61V62H48ZM53 61V62H52ZM79 61V62H78ZM90 61V62H89ZM4 62H6L5 64H4ZM83 62V63H82ZM87 62H88V64H89V66H87L88 64H87ZM161 62V61H160ZM151 63H153V64H151ZM2 64H3V67L5 68V66H6V70L5 71H8V69L10 68V67H12L13 66V68H11L12 70H9V71H11V72H6V74H5V77H3L2 76V74H3V72L5 73V71H3L2 73H1V71L2 70H4L3 68H2ZM7 64V65H6ZM23 64V65H22ZM58 64V65H57ZM86 65V66H84V65ZM91 64V65H90ZM96 64V63H95ZM156 64V65H157ZM12 65V66H11ZM72 65V66H71ZM149 65V66H148ZM159 65V64H158ZM9 68H8V67ZM67 66L69 67V73L67 74V72H68V68H67ZM71 66V67H70ZM94 66V65H93ZM208 66H210L211 67V69L209 70L208 69ZM45 67V68H44ZM58 67V68H57ZM63 67H65V68H63ZM157 66H155L154 68H156ZM207 67V68H206ZM31 68H33V66H31ZM40 70H39V69ZM45 70H44V69ZM60 68V69H59ZM67 68V69H66ZM77 68V67H76ZM75 68V69H76ZM79 68H77L78 70H80ZM150 68V69H151ZM206 68V69H205ZM23 69V68H22ZM61 69H63V70H61ZM64 69H65V71H64ZM71 69V70H70ZM85 69V68H84ZM203 69V70H202ZM16 72H15V71ZM37 70H39L38 72H37ZM44 70V71H43ZM56 70H58V72H56L55 73V75H54V71ZM62 72H61V71ZM153 70V69H152ZM59 71L61 72V74H62V77H61V74L59 73ZM201 71V72H200ZM210 71V72H209ZM202 72H204V73H206V74H204V73H202ZM13 73V74H12ZM20 75H19V74ZM46 73H48V74H46ZM198 75H197V74ZM210 73L212 74V76L210 75ZM7 74H9L10 75V78H9V75H7ZM39 75L38 77L37 76H35V75ZM58 74H60V75H58ZM95 74H97V73H95ZM196 74V75H195ZM200 74H201V76H200ZM204 74V75H203ZM208 74V75H207ZM18 75V76H17ZM27 75H30L29 76V79H28V77H26ZM32 75V76H31ZM46 77H45V76ZM49 75V76H48ZM57 75V76H56ZM67 75V76H66ZM98 75V74H97ZM102 75V74H101ZM101 75H99V76H101ZM107 74H105V76H106ZM203 75V76H202ZM241 75V74H240ZM23 76V77H22ZM33 76H34V78H33ZM45 77V79H43L44 77ZM64 76H66V78L67 77H70V78H68V79H66ZM104 75H102V77H105ZM211 78H210V77ZM3 77V78H2ZM11 77H12V79H11ZM35 77H36V79H35ZM47 77H51L52 78V81H51V78L50 79H48ZM58 77H61L62 79L61 80H63V78H65L67 81H65V83H61V82H59V78ZM13 78L15 79L14 81H13ZM39 78V79H38ZM42 78V79H41ZM53 78H55V79H53ZM58 78V79H57ZM236 78V79H235ZM9 79H10V81H9ZM31 79V81H29ZM64 79V80H65ZM174 79L176 80V77H174ZM178 79V78H177ZM235 79V80H234ZM35 80V81H34ZM40 80H41V82H40ZM45 81L44 83H43V81ZM50 80V81H49ZM53 80L55 81V80H57L58 82H59V84H57L58 82H54L53 83ZM60 80V81H61ZM64 80L62 81V82H64ZM249 80V81H248ZM24 81V82H23ZM28 81H29V83H28ZM32 81H34L33 82V84L31 83ZM39 82V83H35V82ZM158 81H159V79H158ZM192 81H194V80H192ZM46 82H48V83H46ZM57 84V85H54V87L56 88V89H58L60 92H58V90H57V92H56V90H54V87H51L52 85L50 84ZM177 82V83H178ZM238 82H240V81H238ZM3 83V84H2ZM25 83V84H24ZM46 83V84H45ZM192 83V82H191ZM24 86H22V85ZM38 84V85H37ZM40 84V85H39ZM41 84L42 85H44L42 88H45V92H43L42 91V89L41 88H39L40 86H41ZM31 85V86H30ZM35 85V87L34 88H36V85H37V87L39 88V90H38V88H36L38 91H42L43 93H44V95H41L42 94V92H41V94L40 93H38V91H35V90H33L34 88L32 87V86H34ZM51 85V86H50ZM21 86V87H20ZM59 87V88H57V87ZM26 87H28L27 89H26ZM189 87V86H188ZM29 88H30V90H29ZM49 88V89H48ZM32 89V90H31ZM41 89V90H40ZM51 89H53V91H55L54 93H52L53 91L51 90ZM61 89V90H60ZM80 89H78L79 91H80ZM157 89L155 88V91H157ZM219 89V90H218ZM47 90H49V91H47ZM86 90V91H85ZM88 90V91H87ZM91 92H90V91ZM161 90V89H160ZM26 91H28V92H26ZM32 91H34L35 92V94L33 95L32 93H31V95H30V92H32ZM50 91H51V93H50ZM75 91V90H74ZM177 91V92H176ZM216 91H218V92H216ZM38 94H37V93ZM86 92V93H85ZM90 92V93H89ZM94 92V93H93ZM158 93L160 92V91H157ZM2 93H3V91H2ZM49 95H52V96H49ZM63 93L64 94H66L67 93V95L69 94L70 95V97H69V95H68V99H67V97L65 98L64 97V95H63ZM221 93H222V95H221ZM28 94V95H27ZM41 95V98H37L38 100H34V99H36V97H37V95ZM56 94V95H55ZM62 94V95H61ZM74 96H73V95ZM80 94V95H79ZM86 94V95H85ZM92 94V95H91ZM0 95H2L1 94V91H0ZM20 95H21V98H20ZM36 95V96H35ZM45 95H46V98H42V96H44L45 97ZM53 95H54V97L56 98V96H58V98L61 96V97H63L64 98V104H63V102H62V104H63V107H64V110H66L65 112L63 111V114H61L62 116H60V118L61 119H63L62 121H63V123H62V121L60 122V124L62 123V126L61 127H58L57 126V128L60 130H58V129H56V127H53L54 128V130H53V128L51 129V127H47L46 125H48L47 123H45V120H44V122H43V119H42V121L39 119L41 116L39 115L40 113H41V111H43V110H45V106H46V104H47V101L49 100V98H50V100H57V99H55V98H53ZM67 95H65V96H67ZM93 95H95V96H93ZM166 95V94H165ZM19 96V97H18ZM34 96V97H33ZM49 98H48V97ZM84 96H85V98H84ZM88 96V97H87ZM101 96V97H100ZM60 97V98H61ZM77 97V98H76ZM95 97V98H94ZM0 98H1V96H0ZM25 98V99H24ZM28 98V99H27ZM32 98H34L33 100H32ZM51 98H53V99H51ZM63 98H61V99H58L59 101L61 100L62 101V99ZM90 98V99H89ZM93 98V99H92ZM97 98V99H96ZM104 98V97H103ZM170 98H172V99H170ZM219 98V99H218ZM16 99V100H15ZM30 99H31V102H30ZM65 99H67V100H70V102L68 101L67 102V100H65ZM72 99V100H71ZM75 99V100H74ZM170 99V100H169ZM0 100H2V99H0ZM18 100V101H17ZM29 100V101H28ZM39 100H41L42 101V103L39 101ZM43 100H44V102H43ZM46 100V101H45ZM57 100V101H58ZM89 100V101H88ZM99 101V106H98V101ZM104 100V102L102 103V101ZM178 100V101H177ZM3 101V100H2ZM60 101V102H61ZM97 101V102H96ZM180 101V102H179ZM1 102V101H0ZM34 102V103H33ZM36 102V103H35ZM67 102V103H66ZM78 102V103H77ZM40 103H41V106H40ZM69 103V104H68ZM74 103H76V105H74ZM172 103V104H171ZM183 103V104H182ZM200 103H202L201 105H200ZM4 104H6V102L4 101V103H3V105ZM43 104H45V106L43 105ZM80 106H79V105ZM157 104V105H156ZM194 104V105H193ZM217 104V105H216ZM1 105L2 104H0V108H1ZM32 105V106H31ZM36 105V106H35ZM66 105H68V107L66 106ZM108 105V106H107ZM155 105V106H154ZM173 105V106H172ZM197 105H199L198 107H196ZM4 106H7V104L6 105H4ZM14 106V108H16ZM42 106H44V107H42ZM76 108H75V107ZM82 106V107H81ZM157 106V107H156ZM169 108H168V107ZM178 106H180V107H178ZM28 108V109H26V108ZM41 107V108H40ZM65 107H66V109H65ZM107 108V110H106V108ZM152 107H150V108H152ZM165 107H167V110H166V108ZM170 107L172 108V107H174V108H172V109H176V111L178 110V114H177V112L175 113V115L177 114V116H175L174 115V113H173V110H172V113H170V111H169V109H170ZM233 107H235V108H233ZM19 108V109H18ZM21 108V109H20ZM38 108H39V110H38ZM68 108V109H67ZM70 108H72L71 110H70ZM73 108H74V111H73ZM100 108V109H99ZM114 108V109H113ZM129 108V109H128ZM152 108V109H153ZM258 108V109H257ZM41 109H43V110H41ZM80 109V110H79ZM104 109V110H103ZM110 111H109V110ZM133 109V110H132ZM186 109V110H185ZM194 109V110H193ZM235 109H236V111H235ZM244 109V108H243ZM260 109H262V111H260L261 112V114H264V112H263V110H264V107H260ZM259 109V110H260ZM3 110H5V111H3ZM18 110H19V113H17L18 112ZM26 110V111H25ZM32 111V112H30V111ZM101 110H102V112H101ZM134 111V113H135V116H137V117H135L133 114V112L132 111ZM159 110L161 111V109H158L157 111L159 112ZM180 110H182V112H179ZM223 110V111H222ZM224 110H226L228 113H231L230 115L226 112V111H224ZM25 111V112H24ZM27 111H28V113H27ZM35 111H39V112H37V113H39L38 115L40 116H38L37 115V113H35ZM77 111V112H76ZM80 111H82V112H79ZM83 111H85V113L83 112ZM104 111V112H103ZM107 111L109 112V113H107ZM119 111V112H118ZM127 111H128V114H127ZM142 111H144L143 109H141V112L140 113H142ZM175 111V110H174ZM185 111L187 112V113H185ZM194 111V112H193ZM196 111V112H195ZM213 111H215V112H213ZM218 111V112H217ZM230 111V112H229ZM3 112V113H2ZM4 112H6V114H7V116L5 115V113ZM22 112H24L26 115H29V117L28 116H24L23 115V117L21 116L22 115ZM34 112V113H33ZM68 112V113H67ZM74 112V113H73ZM100 112V113H99ZM111 112H112V114H111ZM118 112V113H117ZM126 112V113H125ZM130 112V113H129ZM210 112V113H209ZM213 112V113H212ZM220 112V114L222 115H220V114H218ZM240 112V113H239ZM239 112H236L237 113V117H242L243 115H244V113H245V110H243V115H242V112L241 111H239ZM260 112H258V113H260ZM17 113V114H16ZM30 113H31V115L33 116V115H35L36 114V116H33L34 118H35V120L36 119H39L41 122H40V125H41V123L44 125V126H42L43 128L45 127L46 129L48 128V129H50V130H53V131H55V132H53V133H55L54 135H55V137L57 138L58 137V139L60 138V139H62V140H60L61 142H57V141H54V140H45V139H43L42 137H41V135H44L43 134V132L45 131V130H43L42 129V127H40V125H39V122H38V126H35L37 123H31L32 122V120L34 119V118H32L31 117V115H30ZM66 113V118H65V114ZM107 113V114H106ZM121 113V114H120ZM125 113V114H124ZM144 113V112H143ZM169 113V114H168ZM189 113V114H188ZM192 115H191V114ZM194 113H196V114H194ZM223 113V114H222ZM227 113V114H226ZM236 113H235V115H236ZM258 113H256V114H258ZM8 114H10V115H8ZM84 114V115H83ZM123 114V115H122ZM130 114H132V116H134V118L135 119H133V117L131 118L130 116ZM187 114V115H186ZM212 114H214L213 116H212V118H211V115ZM226 114V119L224 118L225 115ZM233 114V115H232ZM242 115V116H240V115ZM255 114V115H256ZM19 116V117H17V116ZM88 117H87V116ZM115 115L116 116H119V117H115ZM124 115H125V117H126V115L127 116H129V120L128 121H126L124 118ZM142 115V114H141ZM164 115V116H165ZM216 115V116H215ZM228 115L230 116V117H228ZM259 116H261L260 114H258ZM258 115H256V116H258ZM8 116H11V117H8ZM64 116V117H63ZM87 118H86V117ZM101 116V117H100ZM120 116H121V118H120ZM165 116V117H166ZM218 116L220 117V118H218ZM17 117V119H15ZM30 117H31V119L32 120H30ZM63 117V118H62ZM69 117V118H68ZM124 117V118H123ZM166 117V118H167ZM205 117L203 118V120L205 119ZM11 118V119H10ZM12 118H13V120H12ZM22 118H28V123H31L32 124V126L30 125V124H28L27 122H24V120L22 121ZM64 118H65V120H64ZM84 118V119H83ZM98 118V119H97ZM99 118H101V119H99ZM126 118V119H127ZM130 118H131V120L133 121H131L130 122ZM225 120H224V119ZM60 119V120H61ZM92 119V120H91ZM97 119V121H99V120H103L102 122H104L103 123V127H105V126H107V127H105L106 128V130L104 129H102V130H99V133H98V131H89V129H87L88 128V125L90 124V122L91 123H93V122H95L94 120H96ZM117 119V120H116ZM232 119H234V120H232ZM236 119V120H235ZM12 121L11 123L10 122H8V121ZM26 120V119H25ZM34 120V121H35ZM69 122H67V121ZM84 120V121H83ZM85 120H86V122H85ZM90 122H89V121ZM255 120V119H254ZM37 121V120H36ZM64 121H65V123H64ZM186 121H188V124L185 126L184 124H185V122ZM8 122V123H7ZM116 122V123H115ZM10 123V124H9ZM69 125H68V124ZM150 123V124H149ZM187 123V122H186ZM235 123H234V125H235ZM255 123V122H254ZM106 124V125H105ZM137 124V125H136ZM139 124V125H138ZM152 124V125H151ZM65 126V128H64V126ZM87 125V126H86ZM123 126V127H121V128H123V129H121L120 131H122V132H119V126ZM147 125L149 126L148 128H147ZM184 125V126H183ZM225 125H227V124H225ZM229 125V124H228ZM264 125V124H263ZM128 126H129V129H128V131H126V128H128ZM138 126V127H137ZM144 126V127H143ZM154 127V129H153V127ZM181 126V127H180ZM7 129H6V128ZM83 127V128H82ZM87 127V128H86ZM110 127L112 128L111 129V131H114L115 132V130L118 132V136H116L117 135V132L116 133H114V132H112L111 133V135L113 136V137H116L115 138V141H116V143H115V141H113V142H110L111 140H114V139H112L111 137V135H110ZM116 127V128H115ZM134 127V128H133ZM167 127V126H166ZM184 127H186L187 129H184ZM44 128V129H45ZM80 128V129H79ZM130 128H132V129H130ZM141 128V129H140ZM144 130H143V129ZM150 128V130H148ZM152 128V129H151ZM174 128V127H173ZM68 129H70V130H73L74 132H72V131H70V130H68ZM83 129V130H82ZM139 129V130H138ZM168 129V128H167ZM184 129V130H183ZM12 130V131H11ZM85 130V133L83 132ZM152 130V131H151ZM154 130H155V132H157V135L155 134V132H154ZM159 130V129H158ZM183 130V131H182ZM8 131V132H7ZM60 132V133H58V136L56 135L57 133L56 132ZM70 131V132H69ZM82 131V132H81ZM103 131H105V133H107V132H109V134L107 133V136H104V132ZM125 131V132H124ZM134 131V132H135ZM144 131V132H143ZM146 131V132H145ZM150 131V132H149ZM185 131V133H183ZM12 132V133H11ZM77 133L75 136H76V138L77 139H79V141L80 142H78V144H72V143H70L69 142V140L72 138V137H69L70 139H68V137H67V135L69 134V133ZM93 132V133H92ZM98 133V135H97V133ZM103 132V133H102ZM152 132V134H154L156 137H158V140H157V138L154 136V135H152V134H150ZM154 132V133H153ZM15 133V134H14ZM19 133V134H18ZM23 133V134H22ZM25 133H26V135H25ZM51 133V132H50ZM88 133V134H87ZM90 133V134H89ZM92 133V134H91ZM138 133H136V134H138ZM163 133V132H162ZM184 135H183V134ZM188 133V132H187ZM214 133V132H213ZM219 133H220V131L219 132H217V133H214L212 136H211V138L212 137H214V138H212V140H214V139H216V137L218 138L219 136ZM10 134H11V136H10ZM17 134V135H16ZM21 134V136H23V135H25V142H27L26 144L27 145H31V144H33L34 146L35 145H37L38 144V146H35L34 148H36L37 147V155H38V158L40 159V157L41 158H43V159H40L41 161L43 160H46V161H44V162H46V163H44L43 161V163L41 162V164H42V166H39V167H33V168H31L30 166H28L26 163H24L23 161H21L22 159H20V157H21V151H19V148H24L25 146H27V145H25V142L24 143H22V145L24 146H21V144H19L18 142H23L24 141V136H23V138L21 137H19V135ZM29 134V135H28ZM52 134V133H51ZM115 134V135H114ZM145 134V135H144ZM147 134H148V137H146L147 136ZM150 134V135H149ZM211 134V135H210ZM216 134H218L217 136H215ZM31 135V136H30ZM53 135V134H52ZM81 137H80V136ZM89 135L91 136V137H89ZM108 135H110V136H108ZM144 135V136H143ZM161 135V136H160ZM164 135V138H166V137H168V138H166V140H164V141H166V142H164L165 144H167V142L170 140V142H169V144L170 143H172V142H174L175 143V146H174V144H173V146H172V144H170L171 145V147L170 148H167V146L169 147L170 145H165L164 143V145H162V144H160L161 142H162V140H160V137H161V139H163L162 138V136ZM16 136V137H15ZM30 136V137H29ZM40 136V137H39ZM150 136V137H149ZM151 136H153V137H155V139L153 138H151ZM160 136V137H159ZM166 136V137H165ZM4 137V138H3ZM79 137V138H78ZM93 137H95V139L93 140L92 138ZM105 137H108L109 139H111V140H109L108 141V138H106V140H105ZM145 137H146V139H145ZM184 137H185V140H184ZM3 138V139H2ZM11 138V139H10ZM13 138H15L14 140H13ZM32 138H34V139H32ZM102 138H104V139H102ZM117 138H118V140H117ZM141 138V139H140ZM147 138H149L148 140H147ZM17 139V140H16ZM18 139H20V141L18 140ZM21 139H22V141H21ZM168 139V140H167ZM30 140V141H29ZM84 140V141H83ZM105 140V141H104ZM141 140V141H140ZM147 140V141H146ZM150 140V141H149ZM157 140V141H156ZM206 140V141H205ZM13 143H12V142ZM15 141H18L17 143L15 142ZM102 141L103 142H106V143H102ZM108 141V142H107ZM142 141V142H143ZM159 141V142H158ZM161 141V142H160ZM205 141V142H204ZM31 142V144H29V143ZM109 142H110V144H109ZM157 142V144H155ZM187 142V141H186ZM14 144L13 146H15V145H17L16 147H14V150L12 151V144ZM34 143H36V144H34ZM100 143V144H99ZM102 143V144H101ZM153 143V144H152ZM198 143H200V145L198 144ZM2 144V145H1ZM105 144H106V146H105ZM112 144V145H111ZM116 144V145H115ZM155 144V145H154ZM159 144V145H158ZM9 145H10V147H9ZM32 145V146H33ZM39 145H41L42 147H40L39 148ZM101 145L103 146H105V149H108V152H106V153H102V150H103V148L101 147ZM151 145L153 146L151 149H149V147H151ZM160 145H161V147H162V149L164 148V150H166V153H164L165 151H163L161 148H160V150H161V152L159 151V147H160ZM197 145H198V147H197ZM12 146V147H11ZM185 146H187V147H185ZM4 147V149H2ZM7 147H8V149L10 148V150H8L7 149ZM45 147V148H44ZM46 147H48L49 149H52V151L51 150H49V149H46ZM107 147V148H106ZM172 147H174V148H172ZM179 147V146H178ZM16 148V149H15ZM42 148H44V149H42ZM88 148V149H87ZM154 148H155V150H154ZM158 148V149H157ZM176 148V149H175ZM187 148H189L188 149V155L187 156H189V160H188V157L186 156V154H187V152H185V153H183L184 154V156L185 157H187V158H185L184 156H182L183 154H182V152L181 151H184V149H185V151L187 150ZM199 150H198V149ZM18 149V151H16ZM39 149H41V150H43V151H41V150H39ZM58 149H60V150H58ZM71 149H73V150H77V151H79L80 152V159L82 160L81 161V165H80V167H82V166H84V168L86 167L85 165L86 164H88V160L89 161H91L92 159H93V161H91V163H92V165L94 166H97V167H99V171L102 169V170H104V171H100V173H98L97 172V176H95V173H91L90 175V177H93V175L92 174H94V177H93V179L95 180L94 182L96 183V181L98 182V183H100L99 184V186H104V184H105V189L106 190H104L103 188V186H102V188L100 187V189H98L97 187H96V185L98 186V184L96 183L95 185H93V186H91L90 188V193H86V192H89V191H85L84 192V190H87V188H84V187H86L85 186V180H86V177H85V180H84V177H83V175H82V173H80V172H82L81 171V168L79 167V164L78 165H76V167H74V168H79L80 169V171L78 172V171H71V169H69V171H71L72 172V174H71V172H68V168H70V167H72V164H71V162H69L70 164H71V166L70 165H68V166H66L67 164H69V163H66V164H64V163H62L63 165H65V166H59V164H61L59 161L58 162H56V158H55V153H57L58 152V154L59 155H62L63 154V151H66V150H71ZM153 149V150H152ZM168 149V150H167ZM170 149H171V154H169L170 152ZM177 151L178 149H180V150H178L177 152L175 151V150ZM2 150H8V151H10V153H8V151H6L8 154H9V156H8V154L6 153V152H2ZM47 152V153H45V151ZM91 150H92V152H91ZM14 151H16L15 153H14ZM62 151V152H61ZM100 151V152H99ZM105 151V150H104ZM149 151V152H150ZM163 151V152H162ZM168 151V152H167ZM175 151V152H174ZM180 151V153H178ZM197 151V155H195V152ZM14 153V154H16V156L15 155H12L13 157H11L10 155H11V153ZM20 152V153H19ZM38 152H40V154L42 153V152H44L45 153V155H44V153H42L40 156H39V153ZM50 152L52 153V152H54V154L52 153V155L50 154ZM61 152V153H60ZM89 152H91V153H89ZM109 152H110V154H109ZM118 154H117V153ZM192 154H191V153ZM202 152V153H201ZM248 152H250V150L249 151H245V153H248ZM5 153V154H4ZM18 153V154H17ZM88 153V154H87ZM173 153V154H172ZM193 153H194V155H193ZM199 153V154H198ZM4 154V155H3ZM47 154H49V155H47ZM95 154L96 155H98V157H96L95 156ZM104 155V157H106L107 158V161L105 160L106 158H103L102 159V157L103 156H101L100 157V155ZM109 154V155H108ZM113 154V155H112ZM166 154V155H165ZM167 154H169L168 156L170 157H168L167 156ZM176 154H177V157L179 158H177L176 157ZM182 154V155H181ZM3 155V156H2ZM6 155L8 156V157H6ZM42 155H43V157H42ZM88 158V160L85 162V160L83 159V158H85V156ZM88 155V156H87ZM91 155H93V157L95 158H90V156ZM161 155V154H160ZM159 155V156H160ZM174 155H175V157H176V159L174 160ZM190 155H192V157L193 158H191L190 157ZM14 156H15V158H14ZM51 156H53L54 158H55V160H54V158L53 157H51ZM84 156V157H83ZM108 156L110 157V158H108ZM115 156V157H116ZM126 156V157H125ZM162 156H160V157H162ZM173 156V157H172ZM195 156H196V158H195ZM200 156V157H199ZM201 156H203L202 158H201ZM18 157H19V159H18ZM45 157V158H44ZM53 158V159H50V158ZM92 157V156H91ZM156 157V160L157 159H159V157L157 158ZM164 157V159L166 160V158ZM180 157H182V158H180ZM201 158L200 160H198L197 158ZM5 158H7V159H10V158H13V159H10V160H7V159H4ZM22 158V157H21ZM47 158V159H46ZM48 158H49V160H48ZM86 158V159H87ZM97 158V159H96ZM100 158V159H99ZM16 159V160H15ZM102 159V160H101ZM167 159V160H168ZM178 159V160H177ZM183 159V160H182ZM185 159H187V160H185ZM6 162V163H10V164H6L5 163V165H4V161ZM13 160V161H12ZM51 160H53L52 161V164H51ZM84 160V161H83ZM98 160H101V161H98ZM108 160H109V162H108ZM115 160V159H114ZM171 160V161H172ZM179 160H181L180 162H179ZM197 160H198V162H200V161H202L201 163H196L197 162ZM9 161H11V162H9ZM18 162V163H20V164H18V165H20V166H18L15 162ZM20 161V162H19ZM48 161V162H47ZM50 161V162H49ZM178 161V162H177ZM83 162H85V165H84V163ZM93 162H94V164H93ZM106 162V163H105ZM109 164H108V163ZM168 162H170V161H168ZM193 162V163H194ZM2 163V164H1ZM22 163H24L25 164V166H24V164H22ZM57 164V170H55L54 169V167L53 166H55L56 167V165H54V164ZM103 163H105V165H106V167L104 168V166H103ZM40 164V165H41ZM46 164H49V165H46ZM200 166H199V165ZM202 164V165H201ZM51 165H53L52 166V168L51 167H49V166H51ZM108 165H110V166H108ZM121 165V166H120ZM24 166V167H23ZM28 166V167H27ZM93 167V169L94 168H97V167ZM113 166V167H114ZM120 168V169H117L118 167ZM27 167V168H26ZM41 167V169H38V168H40ZM44 167H45V169H44ZM59 167L60 168H65L64 170H62V169H60V170H62L63 172H61L60 170H59ZM68 167V168H67ZM101 167V168H100ZM103 167V168H102ZM112 167V168H113ZM17 168L18 169H20L21 171H22V174H18V171H17ZM24 168L25 169V171H24V169L22 170V169ZM43 168V169H42ZM49 168L50 169H52V171L51 170H49ZM83 168V169H84ZM128 168V169H127ZM181 168V167H180ZM26 169H29V170H26ZM82 169V170H83ZM115 169V168H114ZM114 169H113V171H114ZM45 170V171H44ZM95 170V172H96V170L97 169H94ZM178 170V169H177ZM181 170V169H180ZM180 170H179V177H181L182 175H184V173H182V171L183 170H181V172H180ZM17 171V172H16ZM20 171V172H21ZM46 171H48V173L46 172ZM59 171V173H57V172ZM19 172V173H20ZM76 173L78 176H75L74 175V173ZM78 172V173H77ZM94 172V171H93ZM178 172V171H177ZM184 172V171H183ZM210 172V171H209ZM46 173V174H45ZM103 173H104V175H106V177L104 178L105 180H104V184H102L103 182V180H102V175H103ZM182 173V174H181ZM207 173V172H206ZM7 174H9V175H7ZM13 174H15V175H13ZM178 174V173H177ZM180 174H181V176H180ZM211 177H213L212 176V174H210V173H208ZM2 175H3V178H2ZM4 175H7L8 177H6V176H4ZM74 175V176H73ZM81 177H80V176ZM103 175V176H104ZM208 175V176H209ZM12 176H14V177H12ZM47 176H49V178H51V179H49ZM216 176H218V174L217 175H215V177ZM5 177H6V179H5ZM12 177V178H11ZM18 177H16V178H18ZM83 177V178H82ZM100 177V178H99ZM113 177H114V180H113ZM215 177H213V178H215ZM11 179V181L10 182H12L11 183V185H10V182H8L10 179ZM76 178V179H75ZM98 180H97V179ZM218 178H219V176H218ZM218 178H216V180L218 179ZM9 179V180H8ZM220 179V178H219ZM218 179V180H219ZM8 180V181H7ZM215 180V179H214ZM82 181H84V182H82ZM100 181V182H99ZM114 181V182H113ZM6 182H7V184H6ZM3 183L4 184H6V185H3ZM8 183H9V185L11 186H9L8 185ZM138 183V184H137ZM84 184V185H83ZM83 185V186H82ZM4 186V187H3ZM11 188L10 190H9V187ZM8 187V188H7ZM64 187H70V188H73V199L75 198V196L76 197H78V199L77 198H75L72 202H68V198H67V196H66V194H64L65 193V191L63 190V188ZM5 188H7L8 190H3V189H5ZM13 188V189H12ZM2 189V190H1ZM88 190H89V188H88ZM102 190H104V191H102ZM2 191V192H1ZM9 191V192H8ZM15 192V193H14ZM2 195V196H1ZM13 196V197H12ZM8 198V199H7ZM10 199V200H9ZM163 199L164 198H161V200L163 201ZM85 200H87L88 202H89V204H87V202L85 201ZM165 200V199H164ZM8 201H10V202H8ZM76 201V202H75ZM162 201H161V203H162ZM164 202V201H163ZM160 203V204H161ZM5 205V206H4ZM85 205H91V208H90V206H87V210H89V208H90V210L89 211H86V207H85ZM5 207V208H4ZM85 207V208H84ZM89 207V208H88ZM2 209V210H3ZM3 210V211H4ZM99 210H103L104 211V213H103V220L101 219V221H103L102 223H104V225H105V227H103V228H101V229H98L99 227H100V225H102V223L101 224H97L96 226H94V228H90L89 229V221H91L93 218H95V217H93V216H95L96 215V213H98V211ZM144 212H147L148 214L146 215V216H144L143 215V213ZM117 215L120 217V225H118V226H116V225H113V226H111V223L113 222V220L115 219V217H117ZM100 216H102V215H100ZM144 216V217H143ZM92 217V218H91ZM143 220V222H144V228L147 226V223H149V222H154L155 223V227L154 228H152L151 229V231L152 232H150V234L148 235V239H146V242H144L143 244H141V243H139V238H140V236H142V234L144 233V228L141 230V232L140 233H138V235H137V237H136V239L134 240V241H130L128 244H127V246L125 247L126 249L124 250V253H125V255H124V261H121L119 258H120V254L123 252V243H121L120 242V238H121V235H122V232H124V228L126 227V225L128 224V223H130V222H136V221H142ZM122 227V228H121ZM60 228H65L66 229V231H60L59 229ZM64 229V230H65ZM154 230V231H153ZM157 232V233H156ZM12 236V237H11ZM1 239V238H0ZM95 240V241H98V244H99V241H101V240H103V241H108L109 242V247H106V245L104 246V249L102 248V252H99V254H97L96 256H94V253L93 252H91V251H94V246L93 245H91V243H93L91 240ZM43 240V241H42ZM64 241L67 243V245H66V248H65V246H64ZM39 242H44V246H43V249L41 248V249H39L38 247H37V244L39 243ZM7 244H10V248H9V250L8 249H6V247L8 248V246H7ZM63 246V247H62ZM244 248V249H243ZM245 248H246V245H243L242 247H241V249H240V251H243V250H245ZM39 249V250H38ZM8 250V253L6 252ZM40 251V252H39ZM35 254V256H33ZM38 254H41V258H38ZM89 254H91V255H89ZM34 258H33V257ZM37 256V257H36ZM89 259H88V258ZM72 258H73V260H72ZM92 258V259H91ZM28 259H30V261H32V262H30ZM92 260V261H88V260ZM74 260H76L75 262H74ZM27 261L28 262H30V263H27ZM105 261V262H104ZM107 262V263H106Z\"/></svg>",
  "mask_w": 264,
  "mask_h": 264
}]
</instances>
